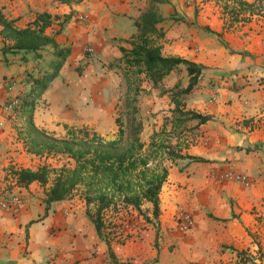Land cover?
Segmentation results:
<instances>
[{
	"label": "crops",
	"instance_id": "obj_1",
	"mask_svg": "<svg viewBox=\"0 0 264 264\" xmlns=\"http://www.w3.org/2000/svg\"><path fill=\"white\" fill-rule=\"evenodd\" d=\"M149 1L0 0L1 12L16 20L18 28L32 23L40 13L59 16L46 34L58 48L70 50L33 111L35 127L58 137L71 127L108 131L98 103L104 91L101 77L108 73H99L97 62L86 60L83 49L90 47L97 58L102 55L118 61L119 47H129L122 40L137 33L134 21ZM156 8L161 18L157 28L162 36L157 41L162 55L202 68L185 108L210 116L204 124L187 122L186 130L173 136L170 144L180 154L204 162L165 160L168 174L159 193L160 214L155 224L140 217L136 227L120 223L116 231L114 223L118 222L109 218L107 244L86 216L80 192L46 206L44 192L52 178L45 186L16 184L11 170H36L49 164L50 156L26 151L21 138L25 129L22 106L11 118L0 111V200L8 194L23 199L16 214L0 208V264H264V0H170ZM69 14L70 20L56 35ZM12 44L0 35V105L10 94L25 98L34 88L32 78L50 74L56 61L52 46L36 53L3 52ZM187 81L180 65L162 87H186ZM10 82L15 86L7 93ZM145 84L142 87L150 90ZM168 102L169 114L155 105L160 109L158 118L164 119L158 122V131L163 124L167 131L171 129L166 124L172 109L169 98ZM223 171L245 176L248 185L218 180L217 174ZM142 208L151 219V205L145 203ZM180 212L188 213L193 221L185 233L177 228Z\"/></svg>",
	"mask_w": 264,
	"mask_h": 264
},
{
	"label": "trees",
	"instance_id": "obj_2",
	"mask_svg": "<svg viewBox=\"0 0 264 264\" xmlns=\"http://www.w3.org/2000/svg\"><path fill=\"white\" fill-rule=\"evenodd\" d=\"M56 1L78 4L83 0ZM169 1L150 0L149 7L134 21L137 33L128 40H122L129 47H119V72L125 82V94L122 109L117 112L114 120L118 127L115 139H105L85 128H66V134L58 137L53 132L34 126L33 111L49 83L64 65L70 50L58 48L54 38L46 34V29L53 21L59 20V16L40 13L32 23L18 28L15 26L16 20L7 19L0 10V35L4 40L13 42L3 52L22 50L36 53L46 46H52L55 50L56 61L52 72L40 79L32 78L34 88L22 98L25 129L21 138L26 151L36 156H63L67 159V163L59 168L43 164L36 170L20 168L11 170L10 173L20 187H27L34 182L45 186L53 174L51 185L44 192L46 206L70 199L79 191L86 205V216L93 223L97 235L105 240L109 236L106 233L105 219L109 210L131 208L146 223L155 224L160 214L159 193L168 174L163 163L165 160L189 158L204 162L203 159L180 154L170 144L173 136H179L186 130L187 122L196 120L198 125L204 124L210 120V116L185 108L187 97L198 84L201 66L180 57H166L161 53L157 41L162 36L157 28L161 18L156 5ZM70 18L71 14L64 16L56 35ZM180 65L184 66L187 73L186 87L175 85L174 88L165 90L162 87L164 79ZM143 83L150 89L158 90L161 95H168L172 105L171 119L166 121V124H171V129L167 131L163 124L159 131L150 135L148 143L141 140L144 124L138 108L139 95L145 90ZM70 162L71 165H68ZM145 203L152 207L151 219L142 208ZM106 243H109L108 240ZM109 255L113 257L110 251Z\"/></svg>",
	"mask_w": 264,
	"mask_h": 264
},
{
	"label": "rangeland",
	"instance_id": "obj_3",
	"mask_svg": "<svg viewBox=\"0 0 264 264\" xmlns=\"http://www.w3.org/2000/svg\"><path fill=\"white\" fill-rule=\"evenodd\" d=\"M87 48L83 49V55L86 60L89 59H95V62L99 67V73H102L101 71L108 73L107 75L104 74L101 77V85L104 88V91H101L100 95V101L98 102L101 111H102V119L106 126H109L108 131H98L93 126H82L80 127H71L74 130H79L82 128L87 129L90 133L96 132L98 135L102 136L105 139H115L117 137V130L118 127L115 124V118L117 115V112L122 109L123 105V99L125 94V82L121 76H119V71L121 68V63H119L117 60L110 61V57L104 58L102 55L101 58H97V54H95L93 51L88 52ZM112 66L111 68L109 66ZM86 66V64H84ZM114 68H116V72L114 73ZM110 73V75H109ZM80 74V73H79ZM111 76V77H110ZM158 105L160 109L165 110L167 114H169V102L168 98L166 96H163L159 93L158 90H147L145 89L138 98V108H139V116L143 121L144 129L141 133V140L145 143H148L150 135L156 130V126L158 122L164 120L162 117L158 118L160 109H156V106ZM110 108V109H108ZM70 109V108H69ZM71 110V109H70ZM107 122V123H106ZM112 122V125L110 124ZM66 134V131H65ZM49 165L53 168H59L66 162L65 157H59V156H50L49 159ZM68 165H71L68 163ZM54 175L51 174L50 178L53 179ZM79 193V191H78ZM77 193V194H78ZM120 206V205H118ZM130 211H133L136 215L132 219L138 220L141 216H138L136 211L132 210L131 208H118L117 210H109L106 212L105 219L108 220L109 218H113L114 221L118 223H114V227L118 228V225H122V221L128 217L134 216V214L129 213ZM141 219V218H140ZM143 220V219H142ZM121 228V227H120ZM119 231L120 229H116V231Z\"/></svg>",
	"mask_w": 264,
	"mask_h": 264
},
{
	"label": "built area",
	"instance_id": "obj_4",
	"mask_svg": "<svg viewBox=\"0 0 264 264\" xmlns=\"http://www.w3.org/2000/svg\"><path fill=\"white\" fill-rule=\"evenodd\" d=\"M262 20L264 21V13L261 15ZM83 19V18H82ZM88 52H92V48L87 49ZM15 83L10 82L8 83L6 90L7 93H11L12 89L14 88ZM212 101L215 100L214 97L211 98ZM22 106V98L19 95H9L8 98L0 105V111L2 115L7 116L8 118H11L14 116V114L19 111V109ZM2 124H0L1 126ZM217 179L220 181H227V180H235L238 182H241L244 185H248V181L245 176L235 174L231 171H223L217 174ZM23 205V199L19 194H8L5 198L0 200V208L4 211L12 212L13 214H16L19 212V209ZM129 213L134 214L133 211H130ZM136 215L132 217H128L122 221V224L125 223L126 226H135L136 227V219H132ZM108 220H106V226L108 227L109 223H107ZM111 223V222H110ZM193 221L191 216L186 212H180L178 214L177 218V228L180 232L185 233L192 227ZM119 227V226H118ZM115 228V227H114ZM116 229V228H115ZM117 237L119 239H125L124 237H120L118 234Z\"/></svg>",
	"mask_w": 264,
	"mask_h": 264
}]
</instances>
